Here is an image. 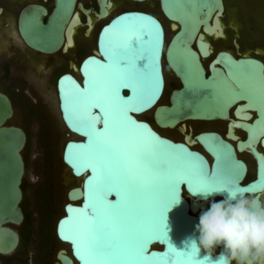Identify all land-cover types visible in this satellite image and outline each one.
<instances>
[{"label":"water","instance_id":"water-1","mask_svg":"<svg viewBox=\"0 0 264 264\" xmlns=\"http://www.w3.org/2000/svg\"><path fill=\"white\" fill-rule=\"evenodd\" d=\"M142 3L146 0H131ZM97 9L86 7L80 0H53L48 10L43 4L30 2L20 11L17 19L19 38L31 50L42 54L65 53L66 41L75 25L86 26L84 35L90 32V15L103 21L97 29L94 48L82 57L77 64L70 61L71 72L58 75L56 91L61 119L65 128L73 137L62 145V162L71 174L79 178V183L67 189V201L63 204L62 214L57 217L54 226L56 237L67 244L68 254L60 248L56 252V262L52 264H82L73 243L74 232L81 229L82 212L91 215L92 185L87 183L93 176L92 166L87 161L86 153L89 137L78 118L81 111L80 91L98 78V90L103 88V71L99 66L106 64L105 52L109 49L113 34L121 24V17L146 16L155 26L156 69L158 74L157 91L154 98L138 105L139 110L127 112L133 121L146 127L161 140L174 145H181L188 152L198 156L209 170L219 169L236 175L235 185L247 189L250 193L264 192V153L256 146L264 148V66L253 57H234L228 51L217 52L209 62L207 69L202 58L212 52L205 34L221 30L219 19L225 10L224 0H158L160 10L166 20L176 24L169 28L172 35L166 40L162 21L154 14L141 9H127L111 13L110 0H96ZM114 6V1L112 0ZM78 12L85 16L84 22ZM147 40V37H145ZM139 66L144 61H134ZM76 67H75V66ZM151 70V65L148 66ZM165 68L178 80L180 87L172 88L167 101L161 102L165 93ZM77 70V71H76ZM79 90V91H78ZM140 89L137 88V93ZM132 88L127 85L118 90L124 99L133 96ZM236 119L231 116V110ZM152 110V119L158 129H172L184 121L228 122L224 136L214 130L202 131L194 136L185 134L182 140H174L152 126L142 115ZM252 111H255L254 116ZM91 115H99L100 109H90ZM13 113L12 105L4 93L0 92V254L12 252L19 241L18 234L7 223L18 224L23 220L20 202L23 197L21 183L25 172L22 150L26 143L24 130L15 125L5 124ZM99 132L103 130V120L95 123ZM234 128L246 132L245 139L234 133ZM235 141V145L231 142ZM198 144L199 149L195 148ZM85 146V147H81ZM227 146V147H224ZM248 149L255 159V178L244 182L247 173L246 162L239 157V151ZM223 194H213L207 200L200 194H192L187 184L179 190V203L174 204L166 213V240L152 239L147 250L155 253L153 260L159 262L165 257L171 243L178 251L190 250L188 237L198 235L195 225L202 210L210 203L223 199ZM115 202V192L107 196ZM87 206V207H86ZM223 245L209 256L214 264ZM207 255L204 249L197 253L202 260Z\"/></svg>","mask_w":264,"mask_h":264},{"label":"snow or ice","instance_id":"snow-or-ice-1","mask_svg":"<svg viewBox=\"0 0 264 264\" xmlns=\"http://www.w3.org/2000/svg\"><path fill=\"white\" fill-rule=\"evenodd\" d=\"M120 20L131 22L121 24L113 34L105 52L108 62L99 66L102 90L93 77L80 91L78 118L89 137L86 158L93 176L87 183L92 185L93 203L91 215L82 212V227L73 234L77 254L82 264H211L207 256L198 260L194 247L178 251L169 243L162 254L165 259L159 262L153 260L155 253H148L152 239L168 238L166 213L179 203L182 184L191 193L207 192L235 186L237 177L209 170L194 153L161 140L146 125L127 116L154 98L159 78L155 26L150 18L124 16ZM134 61L145 63L137 66ZM125 85L134 93L127 99L118 95ZM93 107L100 109L99 115H91ZM101 118L104 128L98 132L95 123ZM113 192L117 200L108 201Z\"/></svg>","mask_w":264,"mask_h":264},{"label":"rangeland","instance_id":"rangeland-1","mask_svg":"<svg viewBox=\"0 0 264 264\" xmlns=\"http://www.w3.org/2000/svg\"><path fill=\"white\" fill-rule=\"evenodd\" d=\"M3 1V0H2ZM15 0H5L6 11L0 25V66L4 58L14 56L24 62L27 58V77L33 83V92L26 90V94L33 101V119L27 120L26 114L19 106H15L13 117L8 121L10 124L23 126L27 131V139L22 150L25 160V172L22 180L23 197L21 204L26 212L27 222L31 221V236L20 246V251L25 258V264H52L56 262V252L63 248L68 252L67 244L61 242L55 235L54 226L58 216L62 214L63 204L67 201L66 191L68 188L79 183V179H71V174L66 171L64 163L60 159L61 148L65 140L73 137L61 121L55 101V80L64 70L59 67L63 62L66 71H71L68 62L75 64L91 53L94 48V40L98 27L102 20L98 21L92 32V38L83 37V26L76 37V46L67 53L56 52L54 54H42L29 50L24 46L16 33L15 20L17 11L30 0H20V5L13 4ZM85 6L96 8L95 0H80ZM116 5L112 12L127 9H141L156 15L163 23L166 40L171 36L167 20L163 16L158 0H146L142 3H133L125 0H113ZM52 6V0L44 2ZM225 12L222 21L225 25V37L210 40L213 46V54L220 49H229L231 52L243 51L250 54L259 48L261 57L264 59V0H225ZM6 23V24H5ZM233 40L239 44V49L233 46ZM12 47H11V46ZM257 51V50H256ZM165 93L161 102H166L170 90L178 84L176 77L165 68ZM1 85V84H0ZM3 87V85H1ZM143 119H152V110L142 115ZM187 127L193 132L202 130L224 131L225 122H195L186 121ZM161 134L174 140H181L182 134L178 128L159 130ZM199 149V146H196ZM247 161L250 171L249 177L254 173L251 159L245 155H239ZM49 185L51 195L46 189ZM51 201V202H50ZM50 204V217L48 220V207ZM43 208L41 210V208ZM43 213V214H42ZM44 215V216H43ZM23 224L16 225L17 231L21 230L22 239H26L27 230L23 231ZM51 248L46 259L42 255L41 244ZM216 251V249L214 250Z\"/></svg>","mask_w":264,"mask_h":264},{"label":"clouds","instance_id":"clouds-1","mask_svg":"<svg viewBox=\"0 0 264 264\" xmlns=\"http://www.w3.org/2000/svg\"><path fill=\"white\" fill-rule=\"evenodd\" d=\"M207 200L213 194L224 198L202 210L189 248L204 249L207 257L223 245L214 264H264V196L239 186L198 192Z\"/></svg>","mask_w":264,"mask_h":264},{"label":"flooded vegetation","instance_id":"flooded-vegetation-1","mask_svg":"<svg viewBox=\"0 0 264 264\" xmlns=\"http://www.w3.org/2000/svg\"><path fill=\"white\" fill-rule=\"evenodd\" d=\"M4 1L5 0H3V1L0 0V25H1V22H2V18H3L4 12L6 11V4L4 3ZM45 1H47V0H30V2H37V3L43 4L48 10H50L52 6L49 7L46 4H44ZM110 1H111V5L112 6L109 8L108 16L116 8V6L113 5L112 0H110ZM125 1L133 2V3H139V2H135V1H131V0H125ZM30 2H26L17 11V16H16V20H15V28H16V33H17L18 37H19L18 30H17V19H18V15H19L21 9L26 4H28ZM95 2H96V0H95ZM20 3H21L20 0L13 1V4H14L15 7L17 5H20ZM82 4H83V2H82ZM52 5H53V0H52ZM224 5H225V0H224ZM96 6H97V3H96ZM86 7H92V6H86ZM94 9H97V7L94 8ZM224 12H225V10H224ZM224 12L222 13L221 18L219 19V21H220L219 23L221 25L220 32L219 31H216V32H213L211 34L204 35V37L210 43V45H211V41L210 40H217L219 38L221 39V38H224L225 37V25H224V23L222 21V17H223ZM78 16L84 22L85 16L82 15L81 13H79V12H78ZM90 19L93 22L91 21V33H90L89 38H92V32L94 31L95 25L97 24V22L99 20L98 19L95 20V17L93 15H90ZM167 23H168V26H170V24H171V26H176L175 23L173 24V23H171L168 20H167ZM81 27H78L77 29L80 30ZM85 28H86V26H83V29L84 30H85ZM78 33H79V31H78ZM76 37H77V35L75 36V45H74L73 48H75V46H76ZM83 37H85L84 34H83ZM170 37H169V39H170ZM24 46L27 47L26 45H24ZM233 46H234L235 49H239V44L235 40H233ZM211 47H212L211 54L209 56H206V57H203L202 58V63H203V65H204V67L206 69L208 67L209 62L214 57V55L217 52H219V51H228L229 53H231L236 58L237 57H253L255 59L260 60L263 63V66H264V59L261 57V53L258 52V51H260L259 48H256L255 51H253L251 54H250V52H247V51H243L242 53H239L237 51L236 53L235 52L233 53L229 49H220V50L216 51L213 54V52H214L213 46L211 45ZM28 49L31 50L30 48H28ZM72 49H70V50H72ZM70 50H68V51H70ZM31 51H33V50H31ZM68 51H66L65 53H67ZM57 52H60V51H57ZM60 53H63V52H60ZM28 63L29 62L27 61V58L24 57V62H22V60H20L19 58L16 59L14 56H11L10 58H4L3 61H2V63H1V66H0V84L3 85V87H1V85H0V92H2L5 95H7V97L9 98V100L11 102L12 110H13V113H12L11 117L8 118L6 120V122H5V124H7V125H14V124L8 123V121L13 117V114H14V111H15V106L16 105H19L23 109L24 113L26 114V119L27 120H32L33 119V101L26 94V90L30 91L31 93L33 92V83L31 81V79L29 77H27L28 65L33 67V64L32 63L31 64H28ZM69 65H70V61L68 62V66ZM59 67L64 70L62 73L69 72V71H66L65 70L63 62H61L59 64ZM263 73H264V71H263ZM55 87H56V82H55ZM177 87H180L179 82L173 88H177ZM168 96H169V94H168ZM252 113H253L254 116L256 115L255 111H252ZM231 116L234 119H236L235 116H234V114H233V109L231 110ZM147 120L152 124V126L154 128L158 129L156 127V125L154 124L153 119H147ZM185 122L186 121H184L183 123H179L176 126L178 128L179 132L182 134V139H183V137H184L185 134H189L190 133L192 136H194V135H196V134H198V133H200L202 131H207V130H202V131H197V132L194 133L193 132V129L190 126L187 127L186 124H185ZM195 122H204V121H195ZM205 122H209V121H205ZM210 122L217 123V122H223V121L222 120H214V121H210ZM224 122H225V126H224V131L223 132H220L219 130H214V131L219 132L222 136H224L226 134L227 129H228V126H227L228 125V122L227 121H224ZM15 126H18V125H15ZM19 127H21L24 130V132L26 134V139H27V135L28 134H27L26 129L23 126H19ZM158 130H162V129H158ZM233 131H234V133L238 137H240L241 139H245L246 132L244 130H242L241 128H234ZM231 142L235 145V141L234 140H231ZM195 146H198V144H196ZM256 148L259 151H261V152L264 153V148L260 144H258L256 146ZM199 150H201V149L199 148ZM241 154L247 155L251 159V161L253 162V166H254V173H253L252 177H249V175H250L249 174L250 167H249L247 161L242 158L246 162V164H247V173H246V177L244 179V182H247V181L253 180L255 178V167H256V163H255L254 157L252 156L251 152L248 149H246L245 151H239L238 152V155H241ZM24 162H25V160H24ZM21 189H22V183H21ZM22 191H23V189H22ZM261 195L264 196V192ZM20 207H21V210L23 212V220L20 223H18V224H13V223H7V224H5V226H8V227L12 228L18 234V237H19L18 244H17L16 248L12 252L5 253V254H2V253L0 254V264H25L26 263L27 258H25L21 253H18V252L20 251V247H21L20 245L23 242L25 243V241L28 240L30 238V236H31V225H32V222L31 221L27 222V220H26L27 219L26 212H25V210H24L23 205L21 204V202H20ZM23 223H24V225H23V227H24L23 228V231L24 230H27V232H28V234L26 236V239H22V235H21L22 232H21V230L20 231H17L16 228H15L16 225H21Z\"/></svg>","mask_w":264,"mask_h":264},{"label":"bare ground","instance_id":"bare-ground-1","mask_svg":"<svg viewBox=\"0 0 264 264\" xmlns=\"http://www.w3.org/2000/svg\"><path fill=\"white\" fill-rule=\"evenodd\" d=\"M97 18L95 17V20H96ZM94 20V21H95ZM92 21V20H91ZM91 21H90V32H89V35L88 36H85L86 38H89V36H90V33H91ZM93 22V21H92ZM174 24V23H173ZM82 25H75L73 28H72V32H71V34H70V36H69V40H67L66 41V49H65V51L64 52H66V51H68V50H70V49H72L73 47H74V45H75V36L77 35V33H78V27H81ZM172 27H174V28H176V26H172ZM86 29V28H85ZM93 29V28H92ZM208 34H211V33H208ZM206 35V34H205ZM74 36V37H73ZM205 38V37H204ZM216 38V37H215ZM206 39V38H205ZM75 66V65H74ZM76 67V66H75ZM77 71V70H76ZM55 101H56V107H57V110H58V114H59V117H60V119H61V115H60V110H59V101H58V97H57V91L55 92ZM61 121H62V119H61ZM63 122V121H62ZM65 126V125H64ZM70 134H72V133H70ZM63 149V148H62ZM62 149H61V153H60V159H61V161H62ZM64 167L66 168V171H68V173H70L71 174V171H70V169L64 164ZM71 176H73L72 174H71ZM71 179H79V178H77V177H75V176H73V177H71ZM63 212V211H62ZM64 243V242H63ZM65 253L67 254V252L65 251Z\"/></svg>","mask_w":264,"mask_h":264},{"label":"trees","instance_id":"trees-1","mask_svg":"<svg viewBox=\"0 0 264 264\" xmlns=\"http://www.w3.org/2000/svg\"><path fill=\"white\" fill-rule=\"evenodd\" d=\"M33 113H34V110H33ZM49 185L50 184H48L47 186H46V189L49 191V195H51V191H50V187H49ZM51 202V201H50ZM50 204L51 203H49V207H48V209H47V211H48V220H49V217H50ZM41 208V207H40ZM43 208H41V210H42ZM43 214V213H42ZM44 216V215H43ZM51 246V244L50 245H48L47 247L45 246V244H43V241H42V244H41V251H42V255L44 256V258L46 259V256H47V253L49 252V250H50V247Z\"/></svg>","mask_w":264,"mask_h":264}]
</instances>
